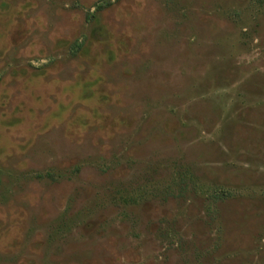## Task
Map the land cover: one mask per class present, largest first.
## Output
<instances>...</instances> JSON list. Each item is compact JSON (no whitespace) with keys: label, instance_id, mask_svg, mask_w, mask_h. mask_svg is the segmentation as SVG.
I'll use <instances>...</instances> for the list:
<instances>
[{"label":"rangeland","instance_id":"1","mask_svg":"<svg viewBox=\"0 0 264 264\" xmlns=\"http://www.w3.org/2000/svg\"><path fill=\"white\" fill-rule=\"evenodd\" d=\"M0 264H264V0H0Z\"/></svg>","mask_w":264,"mask_h":264},{"label":"trees","instance_id":"2","mask_svg":"<svg viewBox=\"0 0 264 264\" xmlns=\"http://www.w3.org/2000/svg\"><path fill=\"white\" fill-rule=\"evenodd\" d=\"M98 7L100 8V10H101V9H104V8H103V5H98Z\"/></svg>","mask_w":264,"mask_h":264}]
</instances>
